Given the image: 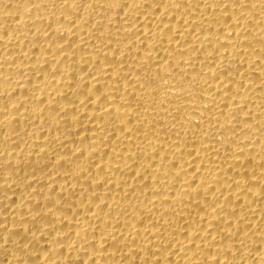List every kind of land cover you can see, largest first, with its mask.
Segmentation results:
<instances>
[{
	"label": "bare ground",
	"instance_id": "6f19581e",
	"mask_svg": "<svg viewBox=\"0 0 264 264\" xmlns=\"http://www.w3.org/2000/svg\"><path fill=\"white\" fill-rule=\"evenodd\" d=\"M0 264H264V0H0Z\"/></svg>",
	"mask_w": 264,
	"mask_h": 264
}]
</instances>
